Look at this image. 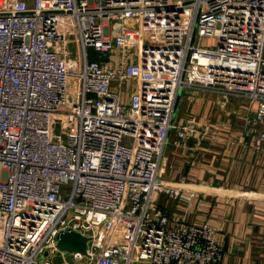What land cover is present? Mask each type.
Returning a JSON list of instances; mask_svg holds the SVG:
<instances>
[{"label":"built area","instance_id":"2783aa9c","mask_svg":"<svg viewBox=\"0 0 264 264\" xmlns=\"http://www.w3.org/2000/svg\"><path fill=\"white\" fill-rule=\"evenodd\" d=\"M182 90L248 99L264 150V0H0V262L217 264V228L152 199L181 195L170 133L207 135L174 122Z\"/></svg>","mask_w":264,"mask_h":264},{"label":"crops","instance_id":"0c3cea01","mask_svg":"<svg viewBox=\"0 0 264 264\" xmlns=\"http://www.w3.org/2000/svg\"><path fill=\"white\" fill-rule=\"evenodd\" d=\"M207 93H180L174 122L208 132L170 133L160 175L181 195L155 193L153 203L173 224H213L223 248L217 264H264V150L254 148L261 125L249 102Z\"/></svg>","mask_w":264,"mask_h":264},{"label":"water","instance_id":"95a60500","mask_svg":"<svg viewBox=\"0 0 264 264\" xmlns=\"http://www.w3.org/2000/svg\"><path fill=\"white\" fill-rule=\"evenodd\" d=\"M180 93L181 91H179L178 93L174 110H176ZM87 239L88 238L79 231H76L72 228H67L57 233L56 246L61 251L79 252L81 254H87ZM43 255L45 256L46 252ZM0 264L2 263L0 262Z\"/></svg>","mask_w":264,"mask_h":264},{"label":"rangeland","instance_id":"374dc122","mask_svg":"<svg viewBox=\"0 0 264 264\" xmlns=\"http://www.w3.org/2000/svg\"><path fill=\"white\" fill-rule=\"evenodd\" d=\"M30 1H32V0H30ZM215 40L214 39H212V38H203L202 40H201V44L203 45V46H206V47H210V48H215ZM69 50L72 52V54L73 55H75V51L77 50L76 49V47H75V44L73 43V42H70L69 43ZM110 56L112 57V58H115V53H113V52H111V54H110ZM184 91H186V90H182V92H184ZM195 92H198V91H195ZM208 94V93H207ZM230 98H234V99H237V100H244V101H247V102H249V100L248 99H246V98H237V97H230ZM195 129H197V127H195ZM198 129H200V128H198ZM208 129V128H207ZM58 130V129H57ZM201 130V129H200ZM207 132H208V130H207Z\"/></svg>","mask_w":264,"mask_h":264}]
</instances>
